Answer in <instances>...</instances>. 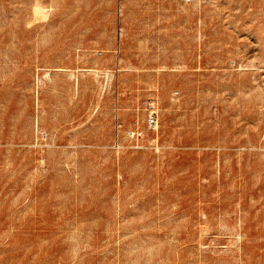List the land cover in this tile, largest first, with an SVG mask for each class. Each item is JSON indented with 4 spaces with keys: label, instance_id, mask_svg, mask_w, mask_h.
Masks as SVG:
<instances>
[{
    "label": "rangeland",
    "instance_id": "374dc122",
    "mask_svg": "<svg viewBox=\"0 0 264 264\" xmlns=\"http://www.w3.org/2000/svg\"><path fill=\"white\" fill-rule=\"evenodd\" d=\"M0 264H264V0H0Z\"/></svg>",
    "mask_w": 264,
    "mask_h": 264
}]
</instances>
